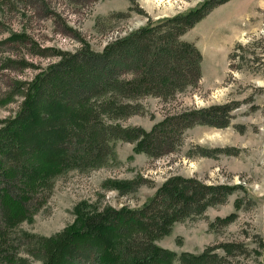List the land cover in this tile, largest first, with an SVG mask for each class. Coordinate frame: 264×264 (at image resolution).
Instances as JSON below:
<instances>
[{"label":"rangeland","instance_id":"rangeland-1","mask_svg":"<svg viewBox=\"0 0 264 264\" xmlns=\"http://www.w3.org/2000/svg\"><path fill=\"white\" fill-rule=\"evenodd\" d=\"M203 1L0 0V129L22 109V82L57 63L60 53L85 45L102 53L149 19L173 17ZM186 34L203 55L198 86L169 102L145 98V113L121 122L150 132L167 116L226 105L233 108L229 127L188 129L181 146L159 159L137 144L115 142L116 157L108 167L58 179L46 202L37 209L32 205L36 212L17 227L6 228L0 221V264H45L44 255L35 252L40 240L80 227L90 206L98 211L106 205L141 208L174 176L235 187V192L203 217L176 224L156 242L159 247L180 258L227 244L233 256L222 264H264V0H231ZM203 150L212 156H202ZM140 179L135 194L121 195L115 188ZM232 214L237 216L230 224L219 222ZM216 252L226 257L222 248Z\"/></svg>","mask_w":264,"mask_h":264},{"label":"trees","instance_id":"trees-1","mask_svg":"<svg viewBox=\"0 0 264 264\" xmlns=\"http://www.w3.org/2000/svg\"><path fill=\"white\" fill-rule=\"evenodd\" d=\"M230 1L204 0L173 17L149 19L146 26L110 42L102 53L89 45L60 53L57 63L31 82H22V109L0 129L2 224L14 228L29 219L36 212L32 205L37 209L45 203L58 179L108 167L116 157L115 142L137 144L141 152L159 159L181 146L188 129L229 127L233 108L226 105L167 116L150 132L121 121L144 114L145 98L169 102L198 86L203 55L182 37ZM201 155L212 156L205 150ZM141 185L140 179L115 188L127 195L137 193ZM234 192L235 187L227 185L170 177L141 208L106 205L98 211L90 206L89 213H80V227L54 240H40L35 252L44 255L45 264H175L177 259L181 264H222L233 256L230 245L177 258L156 242L169 236L176 224L224 205ZM236 216L219 222L228 225ZM219 248L226 257L216 252ZM70 254V261L65 260Z\"/></svg>","mask_w":264,"mask_h":264},{"label":"crops","instance_id":"crops-1","mask_svg":"<svg viewBox=\"0 0 264 264\" xmlns=\"http://www.w3.org/2000/svg\"><path fill=\"white\" fill-rule=\"evenodd\" d=\"M186 37H187V34H185L184 36H183V39L184 40H186ZM187 41V40H186ZM192 42V41H191Z\"/></svg>","mask_w":264,"mask_h":264}]
</instances>
